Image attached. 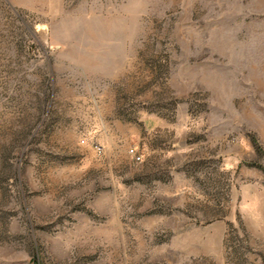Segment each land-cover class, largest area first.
Instances as JSON below:
<instances>
[{
  "label": "rangeland",
  "instance_id": "rangeland-1",
  "mask_svg": "<svg viewBox=\"0 0 264 264\" xmlns=\"http://www.w3.org/2000/svg\"><path fill=\"white\" fill-rule=\"evenodd\" d=\"M0 264H264V0H0Z\"/></svg>",
  "mask_w": 264,
  "mask_h": 264
},
{
  "label": "built area",
  "instance_id": "built-area-1",
  "mask_svg": "<svg viewBox=\"0 0 264 264\" xmlns=\"http://www.w3.org/2000/svg\"><path fill=\"white\" fill-rule=\"evenodd\" d=\"M83 143H85V142H83ZM95 149H96V151H97L98 153H102V150H103V149H102L101 146L96 145V146H95ZM131 153L133 154L134 157L137 158L138 161H141V156H139V154L136 152L135 149H132V150H131Z\"/></svg>",
  "mask_w": 264,
  "mask_h": 264
}]
</instances>
